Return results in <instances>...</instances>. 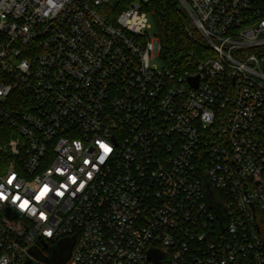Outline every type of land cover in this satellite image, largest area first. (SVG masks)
Wrapping results in <instances>:
<instances>
[{
  "label": "built area",
  "instance_id": "obj_1",
  "mask_svg": "<svg viewBox=\"0 0 264 264\" xmlns=\"http://www.w3.org/2000/svg\"><path fill=\"white\" fill-rule=\"evenodd\" d=\"M153 1L0 0V264H264V0Z\"/></svg>",
  "mask_w": 264,
  "mask_h": 264
},
{
  "label": "trees",
  "instance_id": "obj_2",
  "mask_svg": "<svg viewBox=\"0 0 264 264\" xmlns=\"http://www.w3.org/2000/svg\"><path fill=\"white\" fill-rule=\"evenodd\" d=\"M148 10L161 45V56L165 60H177L189 50L202 47L189 15L178 0H154L148 5ZM10 132L8 124L0 119V145L8 141ZM1 154L0 164L4 159Z\"/></svg>",
  "mask_w": 264,
  "mask_h": 264
},
{
  "label": "water",
  "instance_id": "obj_3",
  "mask_svg": "<svg viewBox=\"0 0 264 264\" xmlns=\"http://www.w3.org/2000/svg\"><path fill=\"white\" fill-rule=\"evenodd\" d=\"M215 208L218 214L221 216V218L225 220V210L223 206L218 203L215 205ZM73 243H74L73 239L62 241L57 247L51 249V255L48 261L51 263H60V264L65 262L71 253ZM45 247H47V245H45ZM149 258L157 262H163L164 260H166V256L156 249H151L149 251Z\"/></svg>",
  "mask_w": 264,
  "mask_h": 264
},
{
  "label": "rangeland",
  "instance_id": "obj_4",
  "mask_svg": "<svg viewBox=\"0 0 264 264\" xmlns=\"http://www.w3.org/2000/svg\"><path fill=\"white\" fill-rule=\"evenodd\" d=\"M152 23H153V21H152ZM193 27H195V26L193 25ZM150 33L152 35H155L154 24H153V27L150 29ZM155 63L158 65L159 68H162L163 67V64H164L161 58H157L156 61H155ZM0 146H2V144Z\"/></svg>",
  "mask_w": 264,
  "mask_h": 264
},
{
  "label": "clouds",
  "instance_id": "obj_5",
  "mask_svg": "<svg viewBox=\"0 0 264 264\" xmlns=\"http://www.w3.org/2000/svg\"><path fill=\"white\" fill-rule=\"evenodd\" d=\"M107 149H110V151H105V148H104V152H103V154L100 156V162L101 163H103L106 159H107V157H108V155L110 154V152L112 151V149H111V147L110 146H108V147H106Z\"/></svg>",
  "mask_w": 264,
  "mask_h": 264
},
{
  "label": "snow or ice",
  "instance_id": "obj_6",
  "mask_svg": "<svg viewBox=\"0 0 264 264\" xmlns=\"http://www.w3.org/2000/svg\"><path fill=\"white\" fill-rule=\"evenodd\" d=\"M105 148V151H110V149H107L106 146H102ZM45 191H47V189H45ZM26 203V202H25ZM25 206V205H22V207Z\"/></svg>",
  "mask_w": 264,
  "mask_h": 264
}]
</instances>
